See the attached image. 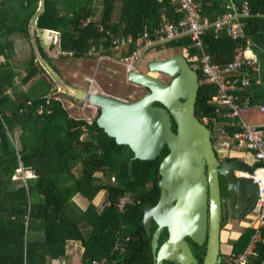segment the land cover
Listing matches in <instances>:
<instances>
[{
    "label": "trees",
    "instance_id": "obj_1",
    "mask_svg": "<svg viewBox=\"0 0 264 264\" xmlns=\"http://www.w3.org/2000/svg\"><path fill=\"white\" fill-rule=\"evenodd\" d=\"M257 1L264 4V0H251L253 15L258 12ZM39 4L40 0H0V264H49L65 258L71 242L83 249L82 264L105 258L115 264L132 253L129 264H154L152 234L145 238L142 251L135 252L140 244L135 223L143 206L160 199L159 167L169 150L165 148L153 161L135 160L131 175V149L117 144L97 119L90 125L77 116V108L66 109L57 100L75 98L58 93L34 54L29 24ZM177 9L179 3L171 0H47L35 35L43 56L73 86L55 60L80 63L92 59L88 53L93 46L112 57L107 32L132 35L136 40L145 29L161 26L163 15L173 23L183 19L184 13ZM254 21L245 20L248 33ZM41 31L56 32L57 42L46 49L39 38ZM205 45L213 62L225 65L233 60L237 43L225 35L216 39L209 31ZM157 47L183 49L191 66L197 62L189 38ZM132 48L121 54H130ZM198 73L196 115L213 134L223 122L212 101L218 88ZM20 170L32 176L18 179ZM101 193L104 200L98 206L95 201ZM77 195L89 203L86 209L74 201ZM122 197L129 199L124 212L117 207ZM254 232L244 230L231 256L245 250ZM117 243L125 254H112ZM193 245L203 264L206 243ZM256 254L258 261L264 259V231Z\"/></svg>",
    "mask_w": 264,
    "mask_h": 264
},
{
    "label": "water",
    "instance_id": "obj_2",
    "mask_svg": "<svg viewBox=\"0 0 264 264\" xmlns=\"http://www.w3.org/2000/svg\"><path fill=\"white\" fill-rule=\"evenodd\" d=\"M46 3L47 0H40L30 21V39L37 61L58 93L89 101L99 109L98 126L117 144L126 145L133 152L129 160L131 175L135 160L153 161L165 148L169 150L159 167V202L156 206L144 207L139 219L142 225L135 223L140 246L143 245L140 230L150 232L154 223L157 229L152 248L156 264H163L165 260L199 264L186 238L199 246L206 243L203 264H221L222 212L232 228L238 219L249 218L255 212L260 191L250 175L262 165L250 166L238 158H218L212 131L196 115L200 76L185 55L150 62L151 74L129 73L128 82L148 90L135 101L68 85L41 53L35 35ZM152 73L164 74L172 80L166 84ZM220 176L224 178V199ZM164 229L168 240L158 248Z\"/></svg>",
    "mask_w": 264,
    "mask_h": 264
},
{
    "label": "built area",
    "instance_id": "obj_3",
    "mask_svg": "<svg viewBox=\"0 0 264 264\" xmlns=\"http://www.w3.org/2000/svg\"><path fill=\"white\" fill-rule=\"evenodd\" d=\"M180 11L184 13V18L177 23L170 22L163 15L164 23L150 31L148 28L135 40L132 35H116L107 32L110 42V50L115 54L112 57L104 55L93 46L88 55L94 59L100 67L101 62L110 61L124 68L127 74L138 71V66L143 58L145 51L151 47H157L167 42H178L183 38L191 40V47L196 50V64L192 68L198 72L200 70L205 77V82L217 86L218 93L212 101L216 105V110L223 122L220 127V136L230 140L231 144L240 150L251 152L255 159L262 166L258 167L250 177L259 185V199L255 208L258 217V225L255 232L251 235L250 241L245 250L238 255L229 258V264H264V259L258 261L257 248L263 241L264 231V124L262 126L249 125L244 120V115L252 110L260 113L264 118V103H256L250 96L244 95L245 91L251 86L253 77L258 71V63L251 58L248 53L251 51L252 42L248 36L243 19L251 16L249 2H245L240 11L232 5H226V11L214 21L203 18V0H177ZM90 19L86 21V24ZM104 29L101 27V31ZM209 31H213L217 39L222 35L227 36L237 43L235 55L232 61L225 65L213 62L212 56L207 52L205 36ZM58 37L54 39L57 42ZM133 47L130 54L121 53ZM89 92H96L95 81H90L87 88ZM61 101L66 109L78 108L75 100ZM81 119H85L92 125L97 119L99 109L89 101L82 100ZM85 108H94V115L87 117ZM79 109V108H78ZM42 112V110H40ZM72 116V114H71ZM77 117V118H78ZM229 129L232 131L229 132ZM84 138V137H83ZM82 138V139H83ZM219 144L228 146V143L220 140ZM32 176V175H30ZM115 182V179H113ZM129 199L122 197L118 202V209L124 212ZM129 237L127 238V240ZM123 247L117 243L112 251H121ZM92 264H110L108 259H96Z\"/></svg>",
    "mask_w": 264,
    "mask_h": 264
},
{
    "label": "rangeland",
    "instance_id": "obj_4",
    "mask_svg": "<svg viewBox=\"0 0 264 264\" xmlns=\"http://www.w3.org/2000/svg\"><path fill=\"white\" fill-rule=\"evenodd\" d=\"M187 54V52L183 49L176 48V47H151L147 49L143 55V58L138 66V71L144 74H151L149 69L150 62L154 60H165L169 59L175 55L179 54ZM59 62V70L62 72L64 78L73 84V86L77 88L86 89L90 86V81H95V87L97 88L98 92L105 93L111 96H115L122 100L127 101H135L140 99L146 94V89L135 84L128 82V74L125 72L124 68L114 64L110 61L101 62L100 67L97 69V62L93 59L85 60L80 63H74L71 61H57ZM155 76L161 80H169L168 77L159 75L155 73ZM119 96V97H118ZM84 101H76V105L78 106L77 116H82L81 109L83 108ZM85 114L87 117L94 115L96 109L92 108H85ZM97 113V112H96ZM260 114V113H259ZM246 115V114H245ZM261 115V114H260ZM264 120L263 116H258V120ZM214 149L219 157L222 158V151L225 150L222 146H220V140H228L225 137L220 136V128L216 129V131L212 135ZM256 164L257 160H254ZM251 165H254L250 163ZM31 173L27 171L20 170L18 172V179H26L31 177ZM104 198V193H101L97 199L96 204L98 206L102 205ZM225 217V216H224ZM223 217L222 220V230H221V242L223 245L222 250V257L223 262L221 264H226L227 258L229 257L232 247L234 245V238L228 236V223L226 222L225 218ZM227 243V244H226ZM231 247V248H229ZM229 249V253L225 252ZM77 256H67L65 258H69L68 262H72L73 264H81V258ZM52 261V260H50ZM55 262V261H54ZM57 262V263H56ZM53 264H59L61 261H56Z\"/></svg>",
    "mask_w": 264,
    "mask_h": 264
},
{
    "label": "crops",
    "instance_id": "obj_5",
    "mask_svg": "<svg viewBox=\"0 0 264 264\" xmlns=\"http://www.w3.org/2000/svg\"><path fill=\"white\" fill-rule=\"evenodd\" d=\"M163 1V0H159ZM173 4L177 5L178 2L176 0H171ZM245 2H249L250 8H251V16L243 19V22L245 23V20L247 19H254L256 21L252 22L253 25L250 26V32L248 36L251 38L252 47L251 51L248 53V55L255 59L258 63V71L255 73L253 77V81L251 86L245 91L244 95L250 96L252 100L256 103H264V4H259L257 1L254 3V8L258 11L255 15H253L252 7H251V0H203V18L208 21H214L216 20L220 15H222L226 11V5L230 4L232 5L237 11H240L242 6ZM263 2V1H262ZM259 4V5H258ZM179 11V9H177ZM180 12V11H179ZM178 12V13H179ZM58 37L57 33L54 31H41L39 33V38L41 41V44L47 49L53 42L54 39ZM48 55L55 59V56H53L51 53H48ZM57 67L59 66V62L56 60L54 61ZM59 68V67H58ZM258 116L261 117V115L255 111H249L244 115V120L249 125L254 126H262L264 124V120L261 119L258 120ZM225 143H228V146H224L222 144V147L225 148L224 151H222V157L224 159H228L229 157L232 159L238 158L249 164L250 166H256L258 165V161L255 163V157L251 152L240 150L235 148L230 140H223ZM221 146V144H220ZM250 163L254 164L251 165ZM239 174V173H238ZM31 175V174H30ZM104 200V198H103ZM74 201L83 209H86L88 207V202L82 198L80 195H77L74 198ZM96 202V201H95ZM239 221H236V227L232 228L230 224L228 223V236L229 238H234V242L237 241L243 234L245 229L252 228L255 229L258 225V217L256 213H252L249 218L246 219H238ZM227 244V243H226ZM68 251L67 256H70L72 254L73 256H77L76 254H79L78 256L81 258V264H82V254L83 249L80 247V244L77 242H71L68 245ZM223 245L221 242V253ZM231 248V247H229ZM229 249L225 252H228ZM233 251V247H232ZM231 251V253H232ZM229 253V252H228ZM231 253L229 257L227 258L226 264H229V258L231 256ZM66 256V257H67ZM69 258H63L61 259L62 262L59 264H73L72 262H68ZM61 260H52L49 262V264H53L56 261ZM55 261V262H54ZM57 263V262H56Z\"/></svg>",
    "mask_w": 264,
    "mask_h": 264
},
{
    "label": "flooded vegetation",
    "instance_id": "obj_6",
    "mask_svg": "<svg viewBox=\"0 0 264 264\" xmlns=\"http://www.w3.org/2000/svg\"><path fill=\"white\" fill-rule=\"evenodd\" d=\"M156 74H159V73H156ZM152 75H154L155 76V73H152ZM160 76L161 75H163V76H165L166 77V75H164V74H159ZM158 78V77H157ZM168 79L169 80H162L164 83H166V84H169L170 82H171V78H169L168 77ZM161 80V79H160ZM146 91L148 92V90L146 89ZM146 92V93H147ZM157 106H161L160 104H156ZM213 135V134H212ZM212 141H213V139H212ZM213 146H214V143H213ZM163 152V151H162ZM216 152V151H215ZM162 155V154H161ZM216 155H217V153H216ZM165 156H167V155H165ZM164 156V157H165ZM218 156V155H217ZM161 157V156H160ZM163 157V158H164ZM162 158V159H163ZM218 158L220 159V160H226V159H224L223 157L221 158V157H219L218 156ZM228 159H232V158H228ZM162 161V160H161ZM219 183H220V191H221V198L222 199H224V194H225V187H224V178L222 177V176H220L219 177ZM160 196H161V190H160ZM209 201V200H208ZM159 202V201H158ZM158 202L157 203H153V202H149V203H147L145 206H143L142 207V209H141V212H142V210H143V208L144 207H146L148 204H152L153 206H156L157 204H158ZM209 204H210V201H209ZM141 212H140V215H139V218H138V221L137 222H139V219H140V217H141ZM225 216V213L224 212H222V220H223V217ZM225 218V217H224ZM239 221V220H238ZM136 222V223H137ZM227 223H228V221H226ZM139 224L140 225H142V222L140 221L139 222ZM156 229H157V226L153 223L152 224V228H151V231L150 232H147L144 228L142 229V230H140V232H141V234H142V238H143V245L142 246H140L141 245V241H140V244H139V249H137L135 252H139V251H142V249H143V246H144V243H145V238L146 237H148V236H150L151 234H152V239H153V236H154V233H155V231H156ZM135 235H136V230H135ZM137 236V235H136ZM168 232H167V230L166 229H164V231L162 232V234H161V236H160V239H159V246H158V248L165 242V241H167L168 240ZM138 237V236H137ZM130 239L131 238H129L128 239V241H130ZM138 239L140 240V238L138 237ZM186 241L189 243V246L191 247V249H192V251H193V254H194V256L196 257V254H195V252H194V245H193V243H192V241L189 239V238H186ZM151 247H152V240H151ZM152 252H153V248H152ZM120 253H122V254H125L126 253V250H125V248L123 247L122 248V250L120 251ZM133 255H134V253H132ZM133 255H131V257L129 258V259H127L126 257H123V258H121V259H118L116 262H115V264H129L130 263V261H131V259L133 258ZM197 258V257H196ZM198 260V259H197ZM128 261V262H127ZM153 261H154V264H156V262H155V254H154V252H153ZM163 264H178V262H177V260L176 261H167V260H165L164 262H163Z\"/></svg>",
    "mask_w": 264,
    "mask_h": 264
}]
</instances>
